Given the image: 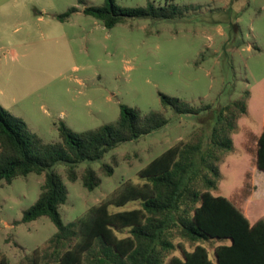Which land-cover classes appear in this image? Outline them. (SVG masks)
Listing matches in <instances>:
<instances>
[{
  "label": "rangeland",
  "instance_id": "rangeland-1",
  "mask_svg": "<svg viewBox=\"0 0 264 264\" xmlns=\"http://www.w3.org/2000/svg\"><path fill=\"white\" fill-rule=\"evenodd\" d=\"M120 7L174 5L172 20L129 19L112 29L84 13L106 0H0V106L13 122L45 143H62L60 124L82 133L117 122L121 105L143 115L163 113L169 123L138 140L117 146L96 162L57 173L68 200L60 209L65 225L83 219L109 201L126 183L142 184L139 172L169 148L196 142L212 132L216 113L240 102L247 112L236 119L234 149L219 164L221 178L211 193L230 199L251 224L264 219V172L256 167L257 142L264 131V0H115ZM76 8L61 21L58 16ZM161 94L194 107L210 105L200 116L164 108ZM113 168L107 176L104 165ZM92 167L101 184L83 186ZM45 174L0 183V264H56L79 241L53 242L58 230L48 217L23 222L39 199ZM141 201L110 207L141 209ZM130 237V229L116 231ZM192 251L196 244L175 237ZM214 260L220 243L200 242ZM172 256H181L176 249Z\"/></svg>",
  "mask_w": 264,
  "mask_h": 264
},
{
  "label": "trees",
  "instance_id": "trees-1",
  "mask_svg": "<svg viewBox=\"0 0 264 264\" xmlns=\"http://www.w3.org/2000/svg\"><path fill=\"white\" fill-rule=\"evenodd\" d=\"M76 11L73 8L58 19L64 21ZM84 13L112 29L129 19L172 20L179 9L153 3L126 8L106 0L104 6L86 7ZM161 100L164 108L179 115L197 117L212 110L210 105L194 107L164 94ZM246 112L240 102L226 105L216 113L210 135L169 148L139 172L145 180L142 184H124L109 201L92 208L83 219L65 225L60 209L68 194L56 167L65 165L68 179L75 182L83 162L100 161L117 146L164 128L169 119L159 111L143 115L138 108L121 105L117 122L82 133H74L62 122V143H45L29 134L23 121L13 122L0 106V183L45 174L39 199L24 212L23 222L48 217L58 230L53 242L80 238L56 264H264V219L251 224L230 199L211 193L219 187L223 156L234 149L231 136L236 119ZM256 167L264 172V131L257 142ZM102 170L107 176L113 175V168L107 164ZM82 183L94 190L101 179L88 167ZM131 201H141L142 208L110 211L112 205L125 206ZM125 228L130 229L131 236L118 238L116 231ZM175 237L196 246L192 251L176 246ZM200 242L220 243L214 249V260ZM176 249L181 256L171 255Z\"/></svg>",
  "mask_w": 264,
  "mask_h": 264
}]
</instances>
